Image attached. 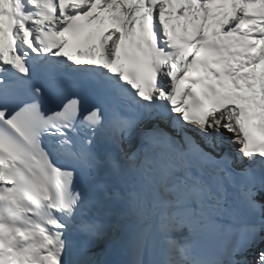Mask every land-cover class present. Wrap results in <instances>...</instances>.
Masks as SVG:
<instances>
[{"label": "snow or ice", "instance_id": "1", "mask_svg": "<svg viewBox=\"0 0 264 264\" xmlns=\"http://www.w3.org/2000/svg\"><path fill=\"white\" fill-rule=\"evenodd\" d=\"M262 244L264 0H0V264Z\"/></svg>", "mask_w": 264, "mask_h": 264}]
</instances>
